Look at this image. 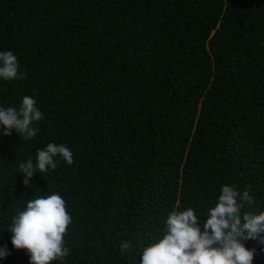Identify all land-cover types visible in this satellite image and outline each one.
I'll return each instance as SVG.
<instances>
[{"label":"trees","instance_id":"trees-1","mask_svg":"<svg viewBox=\"0 0 264 264\" xmlns=\"http://www.w3.org/2000/svg\"><path fill=\"white\" fill-rule=\"evenodd\" d=\"M0 51L25 73L0 78V107L31 96L44 117L29 140L0 130V264H30L7 227L53 192L73 218L53 264H140L175 207L203 230L225 184L264 211V0H0ZM48 143L74 163L26 186L19 165Z\"/></svg>","mask_w":264,"mask_h":264},{"label":"clouds","instance_id":"clouds-1","mask_svg":"<svg viewBox=\"0 0 264 264\" xmlns=\"http://www.w3.org/2000/svg\"><path fill=\"white\" fill-rule=\"evenodd\" d=\"M0 78H25L12 51H0ZM43 118L36 99L24 96L18 109L0 107V130L6 136L15 131L29 140L39 130L33 125ZM58 158L68 165L74 163L73 152L64 144L48 143L38 150L35 164L29 158L19 165L23 183L31 186L35 173L55 170ZM253 203L249 191L241 193L235 185H223L215 205L207 209L203 230L198 222L200 215L192 207H175L167 215L162 233L157 232L154 242L143 248L140 264H253L256 250L246 247L245 242L257 238L264 241V211H244L245 204ZM72 223L65 199L53 192L29 199L26 207L12 216L7 230L12 233V245L26 250L30 264H53L70 254L65 237ZM131 247L126 239L120 242L122 254ZM7 255L6 246L0 248V258Z\"/></svg>","mask_w":264,"mask_h":264}]
</instances>
